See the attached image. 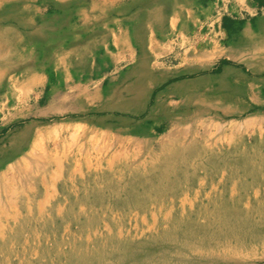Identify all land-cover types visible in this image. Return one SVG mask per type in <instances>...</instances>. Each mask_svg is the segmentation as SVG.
<instances>
[{
	"label": "rangeland",
	"instance_id": "374dc122",
	"mask_svg": "<svg viewBox=\"0 0 264 264\" xmlns=\"http://www.w3.org/2000/svg\"><path fill=\"white\" fill-rule=\"evenodd\" d=\"M0 2V30L15 27L24 36L33 32L35 27L42 28L45 21L43 16L37 18L32 11L24 9L27 5L38 8L37 3L31 0ZM221 4L193 24L191 34L182 31L170 35L166 41L167 48H164L166 53L161 54L160 58L155 57L153 62L149 61L150 66L146 65L149 71L158 75L151 82L160 87L154 95L149 89L144 101H138L136 106L134 104L122 112L116 111L122 98L109 99L106 103V98L103 102L101 95L107 90L105 84H109L107 78L110 75L116 76L113 80L116 84L111 83L114 87L112 90L123 92L126 89L124 92L128 93L135 82L134 75L129 74L127 81L120 83L122 79L118 69L127 67L129 70L138 61L135 64L111 66L108 58L101 59L100 54L104 49L98 43L107 38L106 33L90 32L86 28L83 34L85 40H80L79 44L72 43V39L77 38L78 29L68 26L64 18L63 23H53L58 32H51L48 28L44 30L43 40L23 37L15 48L0 51V158L7 153L11 156L0 165V175L12 174L9 176L15 179L12 185L17 187L15 194L6 193L3 176H0V221L7 231L20 226L21 222L26 228L18 236L20 239H13L12 233L7 232V243L4 244L0 237L3 251L11 250L10 255L0 250L3 264H40L41 261L53 264L59 260L58 251L66 253L70 243L82 247L87 245L83 241L88 238L90 242L96 239L97 246H100V240L107 239L110 232L149 241L153 235L162 234L167 226L163 221L167 214L177 218L183 211L190 213L193 202L205 205L206 195L222 179L220 174L212 181L211 177L200 171L198 179L206 181L205 189L195 186L184 189L180 194H166L165 198H161L159 192L145 193L143 188L132 186L130 183L135 174L132 176L122 169V172H118L117 168L108 169L111 157L117 150L125 149L131 167L146 162L159 145L175 138L189 146L195 143L198 148L221 149L229 156L233 155L231 151L235 147L239 152L248 154L256 150L252 145L264 140V82L257 81L258 77L264 79V58L249 56L241 60L237 71L229 73L230 81L238 82L243 87V93L247 90L248 94L242 93L239 97L238 87L230 88L221 74L193 79L195 84H199L209 78L211 81H207V89L218 83V93L230 91L228 100L237 104L239 111L236 108L231 110V107L225 109L229 104L221 106L212 90L205 92L204 87L198 88V85L195 93H179L170 88L171 83L163 84L167 79L159 77L166 71H176L190 64L207 67L204 73L213 72L212 67L228 58L227 47L224 46L226 36L222 31L223 20L248 17H231L235 14L232 0L222 1ZM53 9L61 11L56 7ZM66 9L70 12L69 8ZM19 21L28 26L19 29ZM104 64L107 67L103 66L102 69ZM76 65L82 67L80 72L74 67ZM243 67L245 77L241 73ZM33 76L37 79H33ZM43 76L46 80L44 85ZM89 76H93L92 80H88ZM103 77H106L105 83L101 80ZM191 86L184 87L182 83L181 88L190 89ZM54 89L60 90L61 96L65 94L68 97L64 99L59 96L49 102L42 99L41 95L47 96ZM156 100L160 107L155 105ZM154 116L155 120L147 122L148 117ZM155 122H163L166 126L154 127ZM143 125L147 131L143 134L137 132L136 129ZM139 149L142 151L138 158L134 157ZM48 158L53 159V165L46 169ZM18 163L24 166L23 172L18 170ZM144 171L139 172L143 177L147 175ZM146 178H149L148 175ZM98 195L102 197L98 199ZM142 199L145 203L141 208L138 204ZM12 212L13 215L18 214L17 221L8 222L4 216ZM90 220H97L98 224L93 223L92 230L89 228L87 231L82 225L90 226L87 224ZM45 224L50 225L51 229L45 230ZM94 244H89L92 250L97 249ZM112 244V241L107 242L103 249L111 250ZM166 251H173L171 244ZM182 252L184 261L195 255L187 250ZM123 255V252H119L114 257H108L106 263L112 264L114 258L117 260ZM215 256L224 258L220 251ZM254 258L241 253V256L237 254L233 257L234 261L229 264H264V260L256 262ZM170 261L183 262L173 258Z\"/></svg>",
	"mask_w": 264,
	"mask_h": 264
},
{
	"label": "bare ground",
	"instance_id": "6f19581e",
	"mask_svg": "<svg viewBox=\"0 0 264 264\" xmlns=\"http://www.w3.org/2000/svg\"><path fill=\"white\" fill-rule=\"evenodd\" d=\"M31 17L33 18V16ZM35 17L39 18L38 15ZM43 19L45 21L42 28L38 29V27H35L33 32L26 33L24 36H22L20 31L15 27L0 30V51L15 48L23 40V37H25V39L32 38V40L36 41L43 40L44 30L48 28L51 32H58L53 23L57 21L63 23L64 17L48 19L43 16ZM14 20L18 22L17 19ZM25 22L30 24L27 20H25ZM20 23L19 29L28 26L22 21ZM98 28L99 27H96L94 29L99 30ZM82 29L84 28L79 27L78 30ZM79 41L80 39L78 38L72 39V43L75 44ZM146 65L147 63L145 61L139 60L136 66L129 68V73L127 75H134L135 82L131 85L128 93L124 92L126 89H123V92L112 90L114 88L111 84L114 82L113 76H108L109 84H105L107 90L105 94L101 95L103 102L104 98H106V103L109 102V99L113 100L116 97L122 98L120 99L121 104L116 110L122 112L124 109H127V107H133L134 104L136 106L138 101H144L147 91L155 85L151 80L154 81L153 79L158 76L149 71ZM74 67L77 69L80 66L76 65ZM126 68H122L121 70L118 69L119 77L122 79L120 83L128 79V76L124 79L121 76L122 74H120V72L126 70ZM147 76H149L150 80H147ZM159 77H162V75H159ZM103 81L105 83V79ZM104 83L101 85V90H103ZM59 92L60 90L54 89L49 95H41V97L45 101H53L55 98L61 96ZM66 96L68 97V95ZM66 96L64 94L61 97L66 99ZM38 101L40 102L41 99L38 98ZM155 105H158V107L161 106V104L156 101ZM136 131L143 134L147 131V127L143 125L137 128ZM252 148L256 150L248 154L243 151L239 152L238 147H235L231 151L233 155L229 156L226 155L228 152H223L221 149L198 148L195 143L189 146L175 138L168 140L163 143V145H159L158 149L154 150V154L150 155L151 158L146 162L139 163L135 167H131L129 154L126 155L125 149L124 151L117 150L111 157L108 169L114 170V168H117L119 169L118 172H122V169L129 171L132 176L135 174L132 178L133 182L130 183L132 186L137 185L143 188L145 193L159 192L161 198H165L166 194H180L184 189H191L195 186L200 189H205L206 181L202 182V180L198 179V173L200 171H203L205 176L211 177L210 179L212 181H215L220 174L222 179L220 181L218 180L219 182L217 185L213 186L211 192L206 195L207 203L205 205H196V203L193 202L190 213L182 210L183 212L177 218L173 217L171 214H167L166 217H164L166 220H163L167 226H165L160 236L159 234H155L149 241H143L129 234L113 235V233L110 232V236H108L107 239L100 240V246H97L98 243L96 239L90 242L87 238L85 239L87 242L83 241L84 244L86 243L87 245L76 247L74 243H70V249L66 253L59 250L57 254L59 260H56L53 264H110L106 263V258L114 257L116 254H119V252L124 253L123 257H119L117 260L114 258L112 264H229L231 261H234L232 259L233 257H236L237 254L241 256V253L244 254L245 257H256L254 258L255 260L253 259L254 261L264 260V140L259 143L256 141V143L252 145ZM141 151L140 149L137 150V152L135 151L136 155L134 157L139 156ZM190 156L192 158H190ZM10 157V153H7L0 158V165ZM47 161L46 169H49L53 165V159L48 158ZM59 167H61V165H59ZM59 167H57V169ZM142 169L145 170L144 173H146L149 178H146L147 175L143 177V175L139 173ZM18 170L23 172L25 168L18 163ZM225 170H228L226 171L227 173ZM10 175L12 174L3 173V175H0L3 176V188L7 190V192H5L8 194L14 193L17 188L14 184L12 185L15 179L14 177H9ZM135 177H139V179L136 180ZM162 179L163 181H161ZM97 197L99 199L102 195H98ZM139 201L138 207H144V199ZM4 217L8 222L11 220L17 221L18 214L16 213L13 215V212L6 213ZM1 221L0 237L4 241L8 237L5 233H12L13 239H15V237L20 239L18 236L21 235L22 231L26 230L21 222L19 223L21 224L20 226L11 229V231H7L6 226L3 225ZM93 223L98 224V221L90 220L87 223L90 226L86 225L85 227L82 225V228L85 230L90 228L91 231ZM29 224L31 225V223ZM44 228L45 230H49L51 226L45 224ZM109 241H112L114 244H112V249L108 251L103 248H105ZM5 243L7 242L5 241L4 244ZM90 243H96L93 246L94 248L97 246V249L92 250L89 247ZM169 244H171L173 249L171 253L166 251ZM0 250L3 251L1 246ZM184 250L195 253L194 257L184 261L182 258V251ZM218 251L222 253L224 258H216L215 255ZM3 252H7V255L11 254L10 249H4ZM155 254L158 255L155 256ZM170 258L183 262L172 263ZM8 259L9 258H7V260ZM2 262L0 257V264H3ZM44 263L51 264V262L42 263V261L40 264Z\"/></svg>",
	"mask_w": 264,
	"mask_h": 264
},
{
	"label": "crops",
	"instance_id": "0c3cea01",
	"mask_svg": "<svg viewBox=\"0 0 264 264\" xmlns=\"http://www.w3.org/2000/svg\"><path fill=\"white\" fill-rule=\"evenodd\" d=\"M1 1L4 2L5 0ZM31 1L37 3L36 6L38 8H32L33 6L31 7L27 5L24 6V9L32 11V14L35 16H52L55 18L64 17L66 18L68 26L71 28H76V30L77 28L79 29V27L84 28L82 30H77L78 35L76 37L80 40H85L83 34L86 33V28H88L90 32L106 33L107 38L98 43L101 46V49H104L103 53L100 54V58H108L111 66H114L135 64L139 60H143L149 65V61L153 62L155 57L160 58V56H162L161 54L166 53L164 48H167L166 41L169 40L168 38L171 34L182 31L191 34L193 24H197L198 20L211 13L216 5H223L221 2L227 0ZM232 1L234 2L232 7L235 14H232L231 17L244 16L248 18L238 20L225 18L223 20L222 31L226 36L224 46L227 47L228 58L222 59L218 65L212 67V70H215L213 72L204 73L207 67H199L190 64L189 67L180 68L176 71H166L169 74L166 72L161 73L163 76L162 79H167L163 84L171 83L170 88L177 90L179 93H195L198 88L204 87L205 92H207V90L214 91L221 106L229 104L225 109L231 107V110L236 108L235 110L239 111L238 106H236L237 104L234 105L232 104L233 101L228 100V95H231L230 91L218 93V83L215 82L217 85L207 89L206 83L207 81H211L209 78V80L203 79L199 84H195V80L193 81V79L197 77L204 76L207 78V76L209 77L215 73L221 74L224 77V82L230 85V88L238 87L240 91L238 94L239 97L243 93V87L239 86L238 82L234 83L230 81L229 73L237 71L241 60L243 61L249 56L256 57L258 55L259 57L264 58V13L259 11L262 10L264 12V0ZM38 2H41L40 5H38ZM62 5H66V8H69L70 12L65 7H61ZM53 7L61 9V11L57 9L51 10ZM239 10L247 12L241 13ZM49 12H52L53 14L51 15ZM71 15L72 18L69 19ZM95 27H99V30L96 31L94 29ZM79 32L82 33L81 37ZM103 66L107 67L105 64L102 65V68ZM81 68H77L76 70L80 72ZM256 69L257 68H255V71ZM95 70H93L92 75H94ZM126 70L120 72L124 79L129 73V70ZM201 71L203 73H197ZM157 73L160 74L158 71ZM241 73L242 76L245 77L246 70L244 67L242 68ZM92 77L93 76H89L88 80H92ZM248 77H250L249 74ZM34 78L37 79L36 76ZM105 78L103 77L101 80H104ZM112 78L114 80L116 76ZM147 78V80H150L149 76H147ZM41 79H43V85L46 84L44 76L41 77ZM257 81L259 83L264 82V79L258 77ZM182 83L184 87L191 86V83L194 84H192L190 89H182ZM158 87H160V85H154V87L150 88L152 95H154L155 90L158 89ZM245 93H247V90ZM151 99L153 101L154 98L152 97ZM156 102L158 103V100H156ZM155 118V116L153 118L148 117L147 122H149L150 119L153 121ZM156 125H161V128L166 126L163 122H155L153 124L154 127Z\"/></svg>",
	"mask_w": 264,
	"mask_h": 264
}]
</instances>
